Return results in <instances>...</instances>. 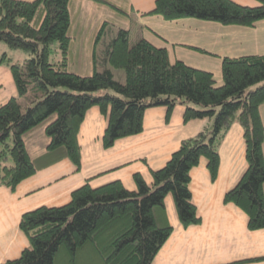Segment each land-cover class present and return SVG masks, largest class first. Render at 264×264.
Instances as JSON below:
<instances>
[{
    "label": "trees",
    "instance_id": "trees-1",
    "mask_svg": "<svg viewBox=\"0 0 264 264\" xmlns=\"http://www.w3.org/2000/svg\"><path fill=\"white\" fill-rule=\"evenodd\" d=\"M93 1L117 7L109 0ZM257 1L249 6L233 0H155L147 13L166 20L193 17L252 26L264 18V0ZM71 3L0 0V41L30 54L23 63H8L16 95L0 103V185L14 190L36 172V158L54 150L62 149L78 170L77 134L91 106L107 118L104 147L139 133L144 110L153 106H166L168 118L173 106L182 103L184 120L206 119L211 125L181 140L164 165L151 171L150 183L138 174L132 190L118 180L98 187L86 182L64 204L22 213L19 228L28 244L16 258L0 264H152L172 230L164 197L172 194L184 227L201 221L189 188L190 170L204 157L211 180L216 179L219 145L233 123L242 128L246 168L223 202L245 212L250 230L264 228V128L259 114L264 54L223 57V81L215 85L210 72L180 60L170 62L165 48L143 37L131 44L129 30L119 27L105 44L102 60L123 69L124 82L115 80L110 68L98 71L95 64L91 73H79L70 68L75 38ZM102 22L95 40L107 23ZM22 96H29L24 110ZM42 126L47 143L31 153L28 136Z\"/></svg>",
    "mask_w": 264,
    "mask_h": 264
},
{
    "label": "crops",
    "instance_id": "crops-1",
    "mask_svg": "<svg viewBox=\"0 0 264 264\" xmlns=\"http://www.w3.org/2000/svg\"><path fill=\"white\" fill-rule=\"evenodd\" d=\"M72 1L75 3L76 0ZM118 1L120 5L116 9L126 19L124 25L129 30V38L133 36L136 41L143 37L152 45L165 48L170 62L180 60L210 72L215 85L223 81V57L264 54V18L252 26L193 17L166 20L160 15L147 13L155 0ZM233 1L249 6L258 4L257 0ZM123 4L125 9L129 8L128 12L120 8ZM73 8L72 34L75 38L71 62L74 71L86 74L95 69L93 61L92 65L87 60V48L83 51L93 19L89 21V14ZM129 13L134 15L133 22H129ZM104 17L100 16L96 22ZM184 109L185 104L174 105L167 118L166 106L149 107L143 112L139 133L117 138L111 146L104 147L102 135L107 118L98 106L89 107L77 134L80 147L78 170L62 149L54 150L42 157L39 155L35 161L36 172L21 180L14 190L0 185V263L16 258L28 244L19 228L22 213L41 205L64 204L69 201L71 191L86 182L98 187L118 180L132 190L137 187L134 175L138 174L150 183L151 171L164 165L181 140L211 125L206 119L184 120ZM259 114L264 128V103L259 106ZM42 129L43 126L36 128L28 136L31 153H39L47 143L48 139L41 134ZM262 148L264 157V139ZM219 158L214 181L204 157L190 170L189 188L201 217L198 224L184 227L172 194L164 197L165 215L172 230L152 264H264V228L250 230L245 212L233 203L223 202L224 193L236 184L246 168L242 128L238 123H233L222 139Z\"/></svg>",
    "mask_w": 264,
    "mask_h": 264
},
{
    "label": "rangeland",
    "instance_id": "rangeland-1",
    "mask_svg": "<svg viewBox=\"0 0 264 264\" xmlns=\"http://www.w3.org/2000/svg\"><path fill=\"white\" fill-rule=\"evenodd\" d=\"M112 4L115 6L120 5V2L118 0H109ZM93 3V4H92ZM92 5V6H91ZM125 4L121 5V9L129 11V8H124ZM75 6V10L79 9V12L89 14V21L93 19L92 26L88 32V35L86 37V43L83 46V51L86 50L87 48V60L91 61L92 63V49L95 48L96 52V61L94 64L96 65V69L98 71H101L105 69L106 67L110 68L113 74V78L115 80H118L120 82H124L125 80V74L124 70L121 68H114L111 67L108 63H105L102 60V54L103 50L105 49V44L116 34L117 29L119 27H124V20H126L122 13L118 9H114L108 4L105 3H99V2H94L91 0H76L75 3L72 1L70 7L73 8ZM74 9V8H73ZM71 13L73 14L74 11L71 10ZM104 15V20L107 21V23L103 26V31L100 33L98 36V39L95 40L98 29L100 26L103 24L102 21L96 22L97 18H100V16ZM131 21L134 19V15L130 14ZM88 21V23H89ZM94 26H97L95 29ZM92 32V34H91ZM87 42H89L87 44ZM135 40L133 39V36H130V43H134ZM95 45V47H94ZM56 43L52 45L51 49L56 48ZM4 56L3 59V64L0 65V103H4L10 96H15L16 95V90L15 86L12 81V77L9 71V65L8 63H13V62H18V63H23L27 58H29L30 54L20 48H12L5 44L4 42L0 41V59ZM55 55L54 51L52 53V56ZM54 57V56H53ZM70 57H73V52L70 53ZM90 64V62H89ZM93 65V63H92ZM91 66V65H90ZM70 68L74 70L73 63L70 65ZM87 73H91L88 71ZM31 92V91H30ZM101 92V91H100ZM29 97V96H27ZM26 96L19 97V102L22 106V109L24 110L27 103L28 99ZM41 134L45 136L44 131L42 129ZM171 194V193H170Z\"/></svg>",
    "mask_w": 264,
    "mask_h": 264
}]
</instances>
